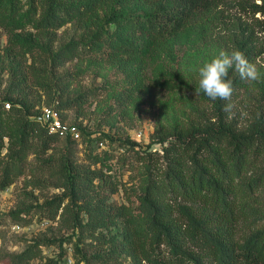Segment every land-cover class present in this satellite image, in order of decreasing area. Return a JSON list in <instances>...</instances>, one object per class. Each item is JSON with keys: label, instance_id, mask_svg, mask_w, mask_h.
I'll return each instance as SVG.
<instances>
[{"label": "trees", "instance_id": "1", "mask_svg": "<svg viewBox=\"0 0 264 264\" xmlns=\"http://www.w3.org/2000/svg\"><path fill=\"white\" fill-rule=\"evenodd\" d=\"M235 6L250 10L255 22L227 12ZM197 16L207 17L205 44L242 51L261 79L249 83L230 69L234 93L227 111L228 101L199 91L198 72L188 70L171 83L188 93L185 105L155 122L149 146L138 152L143 169L134 188L137 201L119 204L112 197L125 185L115 171L120 158L114 161L105 143L135 149L138 142L82 130L88 162H78L79 142L71 136L56 156L62 137L35 119L41 95L34 90H43L64 121L65 110L111 93L110 122L134 102L147 52L165 47ZM69 24L78 27L79 38H61L59 31ZM0 28L7 37L6 45L0 42V191L25 175L49 176L60 191L42 203L26 192L31 201L9 212L13 225L58 222L77 234L75 240L27 241L9 264H65L66 241L74 242L75 264H264V0H0ZM75 59L123 71L137 67L126 72L117 92L121 82L105 80L72 93L80 72L59 70ZM31 184L41 181L26 182ZM52 244L59 253L45 256L44 246Z\"/></svg>", "mask_w": 264, "mask_h": 264}, {"label": "rangeland", "instance_id": "2", "mask_svg": "<svg viewBox=\"0 0 264 264\" xmlns=\"http://www.w3.org/2000/svg\"><path fill=\"white\" fill-rule=\"evenodd\" d=\"M253 1L261 3V0ZM140 12H144V10ZM227 12L237 15L249 23L255 22L252 12L250 10L244 11L239 6L230 7ZM255 17L263 18L260 13H257ZM206 21V16H197L183 32L168 39L164 45L165 47L158 46L147 52L143 57V62L146 64V68L143 69L145 73L143 84L136 92L134 102L128 105L126 114L119 115L117 118L111 117L110 122H107L106 119L109 115L107 114L108 108L111 104H115V102L114 96L111 93L107 94L104 92L98 99L89 101L81 109L73 108L65 110L67 123L76 126L80 132V138L76 139L79 142L76 155L79 163L88 162L81 133L82 130L87 134L92 133L95 135L102 132L109 134L115 139L125 140L129 138L138 142L139 145L135 149L129 145L123 147L118 144V141L110 142L107 139L105 143L107 148L112 146V152L116 155L114 161L120 158L115 171H117V178L125 185H122L123 187L120 191L112 197V200L119 204L129 202V198L132 201H137L138 191H134V188L140 182V174L143 169V165L139 161L141 154H138V152L143 153L145 148L149 146L155 122L161 116L172 114L176 109H181L185 105L184 102L188 93L181 89H172L170 84L182 80L188 70L190 72H198L200 66H203L206 62H210L219 53L220 49L215 46H208L203 41ZM26 32H32V30L28 28ZM59 34L63 40H68L72 37L79 38L80 30L75 24H69L63 27L59 31ZM258 35L263 39L262 33L259 32ZM0 42L2 45L7 44L6 33L2 28H0ZM3 54L4 51L0 49V66L3 64ZM261 62L264 65L263 60ZM4 63L8 66V61ZM136 67L133 65L128 67L127 71H123L121 67L113 65L100 67L91 64L88 60L75 59L69 61L65 67L59 70V73L62 75L67 72H80L72 80V93L100 86L105 80L111 83H117L119 80L121 85H117L114 88L117 92L127 82L125 77L126 72L136 70ZM3 76L7 79L8 73L5 72ZM6 84L4 83L3 86ZM34 93L37 98L41 95V104L39 105L41 110L45 106H54L53 103H47V97L40 87H37ZM140 132L141 136L138 138ZM65 139L64 137L56 143L54 155L57 156L60 150L65 148ZM151 146L153 150L161 149L160 144H152ZM30 159H33V156ZM29 180H34L35 182L39 180L41 184L38 186L35 184L26 186V182ZM53 183V179L49 176L38 175L32 177L31 175H25L20 177L10 187L0 191V264H9L11 255L21 252L27 241H33L43 236L56 239L68 237L76 239L77 234L74 233L73 229H68L58 222H38L36 220L29 226H21L20 228L13 226V220L9 212L24 201H31L26 196V192L33 194L32 199L35 202L42 203L45 199L51 198L60 191V189L53 186ZM63 247L68 251L64 257L65 264H75L76 257L74 254L76 252L74 242L66 241ZM59 251L58 244L44 246L45 256H56ZM35 263H38V261ZM126 264H131V262L127 261Z\"/></svg>", "mask_w": 264, "mask_h": 264}, {"label": "clouds", "instance_id": "3", "mask_svg": "<svg viewBox=\"0 0 264 264\" xmlns=\"http://www.w3.org/2000/svg\"><path fill=\"white\" fill-rule=\"evenodd\" d=\"M230 69H234L242 80L249 83L261 79L256 64L249 62L240 50H234L231 53L220 50L210 62L198 68L199 91L211 100L228 101L229 103L225 105L226 111L232 107L231 99L234 93L233 82L228 78Z\"/></svg>", "mask_w": 264, "mask_h": 264}, {"label": "built area", "instance_id": "4", "mask_svg": "<svg viewBox=\"0 0 264 264\" xmlns=\"http://www.w3.org/2000/svg\"><path fill=\"white\" fill-rule=\"evenodd\" d=\"M6 109H10V103H5ZM35 119L42 125L46 126L49 133L56 134L62 138L71 136L73 139L80 138V132L77 127L67 123L61 117L60 112L54 106H45L41 112L35 116ZM141 136V132L138 134ZM15 228H20L18 224L13 225Z\"/></svg>", "mask_w": 264, "mask_h": 264}]
</instances>
